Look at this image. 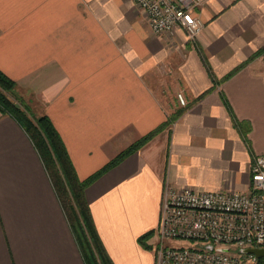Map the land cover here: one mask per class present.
<instances>
[{"label":"crops","instance_id":"1","mask_svg":"<svg viewBox=\"0 0 264 264\" xmlns=\"http://www.w3.org/2000/svg\"><path fill=\"white\" fill-rule=\"evenodd\" d=\"M198 14L191 41L154 34L133 0H0V70L81 180L181 110L86 190L114 264H155L167 186L248 192L264 156V0H207ZM0 264H86L36 146L1 110Z\"/></svg>","mask_w":264,"mask_h":264},{"label":"built area","instance_id":"2","mask_svg":"<svg viewBox=\"0 0 264 264\" xmlns=\"http://www.w3.org/2000/svg\"><path fill=\"white\" fill-rule=\"evenodd\" d=\"M133 1L156 35L183 31L195 41L203 32L198 11L207 0ZM153 239L155 264H255L242 250L264 248V156L252 161L248 192L167 186Z\"/></svg>","mask_w":264,"mask_h":264},{"label":"trees","instance_id":"3","mask_svg":"<svg viewBox=\"0 0 264 264\" xmlns=\"http://www.w3.org/2000/svg\"><path fill=\"white\" fill-rule=\"evenodd\" d=\"M16 88V82L0 70V110L18 120L36 146L85 263L114 264L98 234L86 197V190L103 173L118 165L126 156L143 147L163 131L169 123L176 121L177 116H172L162 126L135 142L101 171L86 180H81L65 144L51 120L46 116L37 117L25 107L16 96ZM239 127L243 129L242 124ZM152 234L153 232H150L140 238V243L146 249H152V246L147 242ZM256 264H264V258L257 260Z\"/></svg>","mask_w":264,"mask_h":264},{"label":"water","instance_id":"4","mask_svg":"<svg viewBox=\"0 0 264 264\" xmlns=\"http://www.w3.org/2000/svg\"><path fill=\"white\" fill-rule=\"evenodd\" d=\"M222 251H225L227 252L228 249H221ZM243 253L245 254H252L254 255V258H255V261L261 259V258H264V248H247V249H244L242 250Z\"/></svg>","mask_w":264,"mask_h":264},{"label":"rangeland","instance_id":"5","mask_svg":"<svg viewBox=\"0 0 264 264\" xmlns=\"http://www.w3.org/2000/svg\"><path fill=\"white\" fill-rule=\"evenodd\" d=\"M176 98H178L177 97V94H176V96H175ZM174 111V112H173ZM173 111H170L171 112V114H170V116L172 117V116H174V115H176L177 113H178V115L181 113V110H174L173 109ZM154 235V234H153ZM256 264V263H255Z\"/></svg>","mask_w":264,"mask_h":264}]
</instances>
